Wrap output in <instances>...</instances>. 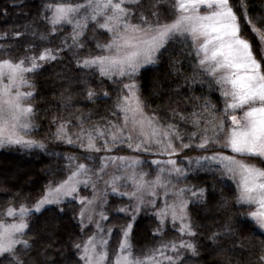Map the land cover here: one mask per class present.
Returning <instances> with one entry per match:
<instances>
[{"label":"snow or ice","instance_id":"obj_1","mask_svg":"<svg viewBox=\"0 0 264 264\" xmlns=\"http://www.w3.org/2000/svg\"><path fill=\"white\" fill-rule=\"evenodd\" d=\"M255 7L253 0H44L29 23L0 32V148L39 149L55 160L34 203L17 204L14 198L0 208V264H59L50 256L54 233H48V243L39 232L29 235L33 214L51 205L54 214L64 215L73 204L79 206L72 208L74 227L82 237L92 231L71 243L72 264H185L186 253L200 255L193 243L198 227L208 229L209 246L225 257L215 264H232L229 254L238 251L249 255L236 264H264V239L245 248L254 232L249 221L264 232V0L253 15ZM65 26L71 32L54 44ZM169 44L173 52L180 49L169 56V74L173 83L183 80L173 91L178 95L187 87L194 93L199 85L201 95L184 98V109L170 96L165 107L149 112L139 76ZM69 53V68L74 62V71L83 75L58 74L66 82L60 107L71 111L52 114L50 136L55 146H71L80 155L56 152L47 137L34 136L40 126L32 77ZM93 76L109 87H92ZM113 95L100 121L88 123L94 110L74 107L78 97L97 104ZM124 148L145 159L113 154ZM200 172L218 177L217 183L232 181V199L223 189L217 194L197 184L181 186ZM89 189L91 195H81ZM109 196L128 202L110 207ZM190 205L200 206L211 223L198 226ZM141 214L154 218V238L171 222L179 239L137 253L133 237ZM245 229L248 237L241 235ZM37 249L42 261L32 255Z\"/></svg>","mask_w":264,"mask_h":264},{"label":"trees","instance_id":"obj_2","mask_svg":"<svg viewBox=\"0 0 264 264\" xmlns=\"http://www.w3.org/2000/svg\"><path fill=\"white\" fill-rule=\"evenodd\" d=\"M43 0H0V13L5 9L7 10V15H0V32L5 30H10L14 26L18 27L23 22L30 21L34 19L37 13L41 10ZM253 3L256 5L252 10V14L255 15L261 9L262 0H253ZM19 5V6H14ZM250 30V29H249ZM250 32V31H249ZM174 45L169 44L168 50L164 52L163 56L160 57V60L155 65H148L141 70L139 76V82L141 84V93L144 97L147 105L148 111L157 108V106L165 107L169 101V97L173 100L181 101L179 105L181 109H184L186 105L183 103L184 98L196 95H201L200 86H195V91L190 92L187 87L181 90L177 95L173 90L176 88L177 83L182 84L183 80H178L176 83L173 81L176 79L174 75H170L169 68V56L178 55L180 52L179 48H176L173 52ZM70 55V54H67ZM65 55L63 62H56L52 64H47L42 70H40L34 77L36 83V98L35 103L37 105V123L39 124V131L34 134L35 138L43 139L47 137L49 142V147L56 152H66V153H81L79 149L73 148L68 145H59L58 147L51 143L50 132L55 131V126H50V120L52 114H55L58 111H69L64 110L60 107L61 105V90L62 85L66 86V82L62 77L60 79H53V76L61 73H68V75H83V73H76L74 71V62L72 68H69V61ZM184 71L191 73V68L188 62L184 64ZM98 76H93L89 81L92 87L98 88L101 90L103 88L109 87L107 81L103 85L95 81V78ZM157 83H154V82ZM159 90V92H158ZM76 91H80L79 88ZM204 93L207 94V88H205ZM218 93H213L211 98L213 102H217ZM115 99L113 95L111 100L105 102H99L97 104H90L83 100L82 97H78L76 103L74 104L75 108H80L84 113H88L90 110H94L92 113L91 122L100 121V118L106 115V108L110 106ZM187 110L191 111V105L187 106ZM165 111L167 109L165 108ZM47 114V115H46ZM198 154L195 152H190L188 155ZM20 162L21 165L30 168L23 173H16L12 178L5 179L2 176L4 171L11 169V164ZM55 163V160L50 157L47 153L42 152L39 149H22L19 147H5L0 148V207L2 205L8 204L9 201L14 198L17 199V202H27L31 204L35 199L40 195L44 186L47 184L50 179V174L46 171L51 165ZM59 163L62 165L63 160H60ZM29 165V166H27ZM25 168V169H27ZM34 177L33 186H23V181L25 178ZM218 177H213L210 173H193L188 177V182L190 185L197 184L202 187H206L209 191H215L217 194L223 189L225 197L229 200L232 199V195L235 192V188L230 187L229 184L225 182L217 183L216 180ZM215 183V189H213V184ZM69 207V206H68ZM55 206H47V210H44L42 214L34 213L33 214V225L32 231L29 232V235H33L36 232H39L41 236H44L43 243H48V233H54L52 240L54 241L53 250L50 253V256L56 259L59 264H72L75 261L74 250L71 248V243L79 235V229L74 227V221H71L73 215L72 209L69 207V210L64 215L54 214ZM248 208L246 207L245 211ZM189 212L192 216L193 221L199 226L202 222L211 221L204 219L206 213L200 210V206L190 205ZM220 217H217L219 220ZM249 225L254 229L252 233V243H245L246 249H251L253 245L258 247L260 240L264 239V234L259 233L254 222L249 221ZM150 227V226H149ZM148 227L147 220L143 217L139 218V226L136 229V234L133 237V243L137 246H143L148 244L152 239L151 228ZM215 230V229H213ZM198 235L193 239V243L197 244L199 255V261L202 264H215V262L221 261L213 247H210V242L207 237L210 235L207 228L198 227ZM242 236L248 237L250 235L249 230L245 229ZM71 238V239H70ZM234 241H228V246ZM62 250V252L58 251ZM36 251L33 252V257L40 259L41 261L44 257L36 256ZM232 264H236L237 261L243 262L247 259L249 253L248 251L230 253ZM223 259L225 258L222 256ZM7 264V262H5Z\"/></svg>","mask_w":264,"mask_h":264},{"label":"rangeland","instance_id":"obj_3","mask_svg":"<svg viewBox=\"0 0 264 264\" xmlns=\"http://www.w3.org/2000/svg\"><path fill=\"white\" fill-rule=\"evenodd\" d=\"M30 21H27L25 23L23 22L21 25L26 24V23H29ZM21 25H19V26H21ZM60 31H61V36H58V37L54 38V41H53L54 44L55 43H58L59 42V39L63 35H66L67 33L71 32V28L69 26H65ZM97 35H98V38L100 40H106L107 39V36L106 35H99V34H97ZM91 36H92V31L90 29L89 32H88V37L90 38ZM0 43H5V42L4 41H0ZM94 43L95 42L93 41V44L90 45V47H93L94 48ZM257 43H258V41H257ZM86 52H87V49L85 50L84 53H81V55L86 54ZM58 74H56V76H53V79H60L59 77H62L61 75H58ZM95 81L96 82L97 81L99 82V78L96 77L95 78ZM154 83H157V82L155 81ZM69 111H71V109ZM65 113H67V112H65ZM88 123H93V122L88 121ZM73 154L80 155L81 153H73ZM113 154H116V155H141V154L132 153L131 151L127 150L126 148H124L123 150H121L119 152L113 153ZM101 155H103V153H101ZM194 155H196V154H194ZM141 158L142 159H145V157L143 155H141ZM153 158L154 157H152V156L146 157L147 160H151ZM64 163H65V161H63L62 164H64ZM98 163H99V160L97 158V166H98ZM27 166H29V165H27ZM10 168L11 169H8L7 171H4V175L2 176L3 178H5V179L12 178L16 173H18V174L19 173H23V172H26V170L30 169V168H27L26 166L21 165L20 162H16V163L14 162L13 164H11V167ZM25 168H27V169H25ZM145 170H149L148 167H147V165H145ZM109 171H111V169ZM154 174L155 173L153 172V175ZM192 174H190L189 176H191ZM33 182H34V177L31 178V177L27 176L25 178V180L23 181L22 184H23L24 187H27V186H30L31 187V186L34 185ZM224 182L226 184H229L230 187L235 188V185L232 183V181L225 179ZM184 184L190 185V183L188 182V179L181 182V186H183ZM41 194H42V192L40 193V195ZM81 195H91L90 189L89 190H82L81 191ZM108 199L110 201V205H109L110 207H114L117 204L127 203L128 202L126 199L121 200V199H118V198L112 197V196H109ZM18 203L19 202H17V204ZM32 203H34V202H32ZM6 206H7V204L6 205H2V207H0V208H4ZM69 207L71 209L72 208H75L76 211L79 210V206L78 205H75V204L70 205ZM247 210L250 211V210H254V209L248 208ZM140 217H143V218H145L147 220L148 227L150 226L149 228H151V233H152L153 232V229L156 227V222H155L154 218L151 217L150 215H147V214H141ZM113 223H115V221H113ZM201 224H210V223L209 222H202V223H200V225ZM256 228L258 229L259 233H261L262 235L264 234V232H262L259 229L258 226H256ZM91 231H92V229L90 228L86 233L83 234V237L79 233V235L75 239L86 238L87 235H90L91 234ZM173 239H177L178 240L179 239V233L173 229L171 222H169L168 225H167V227H166V229H165V232L163 233L162 236L154 238L153 235H152V239L148 242V244L143 245V246H137V245H135L136 246V251H137V253H140L143 250H146V249H149V248H152V247H157L162 241H170V240H173ZM185 239H188V238L185 237ZM112 246H113V248L116 247V240L115 239L113 240V245ZM215 252H216L217 257L222 261L223 260L222 255L218 252V250H215ZM186 256H187V259L185 260V264H202V262L199 261V258L198 257H193L191 255V253H186Z\"/></svg>","mask_w":264,"mask_h":264}]
</instances>
